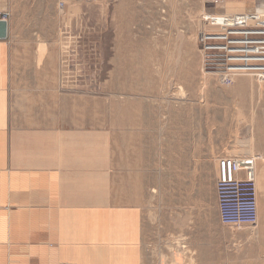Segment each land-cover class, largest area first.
<instances>
[{
  "label": "crops",
  "instance_id": "crops-1",
  "mask_svg": "<svg viewBox=\"0 0 264 264\" xmlns=\"http://www.w3.org/2000/svg\"><path fill=\"white\" fill-rule=\"evenodd\" d=\"M58 1L0 0V20L3 14L9 15L7 38L0 39V264H157L154 252L145 250L149 244H160L159 211L168 195L167 186H174L176 178L175 118L185 121L201 114L206 119L207 114L191 108L144 107L143 100L157 98L141 92L123 96L135 100L134 107H103L100 100L110 97L96 96L94 67H89L92 72L86 86L75 88L65 86L63 68L72 38V54L77 53V43L88 53H101L104 78L121 81L124 77L121 70L127 66L123 63L112 73L114 57H135L129 67L147 70L152 54L145 53L161 44L164 51L183 53L181 61L164 67L188 72L199 61L190 43V29L165 30L162 42H156L157 30L145 25L158 15L153 9L158 0H108L110 19L124 21L125 28L112 26L110 21L95 27L97 12L90 7L81 8L80 14L76 8L60 14ZM168 2L180 5L185 0ZM128 24L138 25V30H126ZM254 81L257 99L264 103L260 95L264 84ZM178 89L184 94L182 85ZM236 111L221 108L220 119L213 125L230 130L237 121L232 118ZM259 114L256 137L262 142L255 149L261 155L256 167L260 226L256 238L257 253L264 256V107ZM111 116L116 124H110ZM113 130L119 132L116 144ZM230 142L219 143L221 155L249 154L235 140ZM180 145L183 149L184 142ZM191 171L198 239L216 237L222 225L217 203L212 199V219L206 220L209 189L203 168ZM214 173L218 179V168ZM200 254L198 264H213L207 253Z\"/></svg>",
  "mask_w": 264,
  "mask_h": 264
},
{
  "label": "rangeland",
  "instance_id": "rangeland-1",
  "mask_svg": "<svg viewBox=\"0 0 264 264\" xmlns=\"http://www.w3.org/2000/svg\"><path fill=\"white\" fill-rule=\"evenodd\" d=\"M156 2L158 4L154 5L153 9L155 7L158 15L153 17L152 21L147 23L145 27L153 31L157 30L155 37L156 42L159 43L163 40L162 33L166 31L190 29V43L194 45L193 47H195V51L199 56L197 68L191 67L190 71L184 72L183 69L177 67H164L165 64L181 61L183 53L164 51L161 44L158 46L159 49L155 48L156 50L151 53H145V55L152 54L150 58L152 66L147 70L146 68L129 67L131 63L136 62L135 57L131 58L127 55L126 60H119L114 57L112 58V64L115 65V68L112 73L119 71V63L120 65L123 63L128 67L121 70L124 77L120 79L121 81H118V77H110L109 79L106 76L104 78L101 67L103 62L99 57L101 53L99 55H97L98 53H88L86 47L83 49L77 43V53L72 54V44L75 40L71 38L67 44V47H70L68 53L69 64L64 65L63 68L65 86L68 88H75L78 85L86 86L85 81L89 79V72H92L89 67H94L92 77H94L93 87L96 96L105 95L106 97L107 95L110 97L100 100L103 107L113 109L134 107L136 101L123 99V96H132L141 92L146 97L157 98L155 100H143L142 105L144 107L191 108L193 112H206V119H203L201 114L190 118L186 117L185 121L181 117L175 118L174 141L176 146L174 147L173 158L176 167L174 172L176 178L174 186L170 184L167 186L166 192H168V195L164 196V199L162 198V208L158 216L160 244H149L145 251L154 252L157 264H198L200 253H207L208 259H212L213 264H264V256H259L257 253L258 239L256 233H258L259 227L256 229L248 227L231 229L220 224L221 228L216 237L208 235L202 240L198 239L199 229L195 227L194 223L199 217L197 209L194 210L193 171H191L199 167L203 168L204 181L209 189L206 195L207 211L205 218L209 221L212 219V199L216 201L217 175L214 173V168H218L219 160L225 157L224 154L223 156L219 153L221 151L220 146H218L219 143L226 146L225 144L233 139L238 143L239 149H249V154L234 153L236 158L261 156L256 152L255 147L258 142H262V139H257L256 136L258 134V124L261 122L259 113L262 112L264 103L257 99L259 89L254 84V78L238 77L234 79V82L239 79L236 81V85H230L228 88L222 87L223 90H221L218 86L219 81L217 83L218 76L204 67L197 36L200 29H202L201 17L203 15L209 14L216 17L236 13L240 15H261L264 14V0H190L189 3H186L185 0V3L180 5H172L168 0H158ZM173 6L176 7L175 12L170 14L168 9H172ZM84 7L93 8L97 12L95 17L99 20L96 19L95 27H102V23L108 25L110 21L112 26L117 25L125 28L124 21L123 23L118 19L112 21L113 17L110 19L112 14L110 15L109 9H112V5L109 4L108 0H98L96 3L75 5L68 8H76L80 14L82 12L81 8ZM178 9H182L180 14L176 12ZM138 27V25L129 26L128 24L126 30L137 31ZM75 38L77 39L78 36ZM92 38L96 41L98 36L95 35ZM80 41H82L81 37L78 38V42ZM95 49L97 51V48ZM72 55L74 57L71 58ZM191 58L195 59L194 55ZM139 60L140 58L138 62ZM137 65L139 64L137 63ZM141 72L143 74H140ZM136 73L138 76L134 78ZM136 80L139 82L136 83ZM251 82L255 86L253 90L250 89ZM181 85L185 90L184 94L181 89H178ZM260 91H264V86H261ZM260 95L264 97L263 93H260ZM233 101L235 103L231 104ZM238 101L240 103L237 106ZM96 107H98L97 104ZM230 107L237 110L235 115L232 116V118H236V124L230 125V130L219 128L220 126L215 127L213 125L214 120H218L217 117L220 119V115H217L220 109H230ZM225 113L227 117L230 116V111ZM223 116L225 118V114ZM162 118L166 121L168 117ZM114 120L117 119L111 116L110 124H116L117 121ZM205 120L208 124L207 131L203 127ZM182 122L183 126H181ZM189 123L191 126L188 127L187 124ZM186 128H192L194 131L191 129L186 130ZM200 128L202 131L199 132L203 136H200L197 132ZM112 129H116V127L112 125ZM111 134L112 142L116 144L119 132L113 130ZM182 142H184V146L183 149H180V143ZM209 164L210 166H208ZM213 189L214 193L212 192Z\"/></svg>",
  "mask_w": 264,
  "mask_h": 264
},
{
  "label": "built area",
  "instance_id": "built-area-1",
  "mask_svg": "<svg viewBox=\"0 0 264 264\" xmlns=\"http://www.w3.org/2000/svg\"><path fill=\"white\" fill-rule=\"evenodd\" d=\"M98 0H59L60 14L70 6L88 5ZM101 1V0H99ZM7 13L2 20H7ZM197 40L206 70L218 76L228 88L234 79L253 77L264 84V14L203 15ZM67 50H70L68 47ZM69 64V59L64 65ZM260 156L224 157L218 162L216 184L219 220L231 229H256L260 222L257 189V162Z\"/></svg>",
  "mask_w": 264,
  "mask_h": 264
},
{
  "label": "water",
  "instance_id": "water-1",
  "mask_svg": "<svg viewBox=\"0 0 264 264\" xmlns=\"http://www.w3.org/2000/svg\"><path fill=\"white\" fill-rule=\"evenodd\" d=\"M8 35V23L0 20V39H6Z\"/></svg>",
  "mask_w": 264,
  "mask_h": 264
},
{
  "label": "bare ground",
  "instance_id": "bare-ground-1",
  "mask_svg": "<svg viewBox=\"0 0 264 264\" xmlns=\"http://www.w3.org/2000/svg\"><path fill=\"white\" fill-rule=\"evenodd\" d=\"M243 8V7H242ZM217 14V13H216ZM237 14V13H236ZM239 14V13H238ZM227 15H232V14H227ZM234 15V14H233ZM217 18H219L218 16H217ZM2 21H6V20H2ZM7 22V21H6ZM245 77H249V76H245ZM250 78H252V77H250ZM255 79V78H254ZM216 201H217V191H216ZM217 207H218V214H219V206H218V203H217Z\"/></svg>",
  "mask_w": 264,
  "mask_h": 264
}]
</instances>
